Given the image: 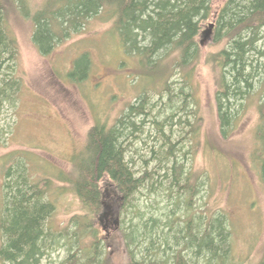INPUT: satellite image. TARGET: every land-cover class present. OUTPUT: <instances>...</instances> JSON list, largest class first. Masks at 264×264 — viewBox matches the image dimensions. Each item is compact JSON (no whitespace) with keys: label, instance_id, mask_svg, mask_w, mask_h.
<instances>
[{"label":"trees","instance_id":"obj_1","mask_svg":"<svg viewBox=\"0 0 264 264\" xmlns=\"http://www.w3.org/2000/svg\"><path fill=\"white\" fill-rule=\"evenodd\" d=\"M28 4L0 0V136L6 110L18 107L23 85L18 42L8 23L13 13L32 22V41L44 57L103 15L123 52L138 58V78L151 84L113 126H91L66 177L81 213L64 228L52 224V181L36 183L22 158L5 168L0 264H41L62 249V264H236L231 220L224 211L197 207L207 180L188 169L186 149L203 120L194 79L201 38L212 24L214 45L225 44L208 58L217 75L219 135L228 140L250 102L259 99L256 161L264 182V0H222L217 8V0H49L33 13ZM83 56L76 68L89 57ZM158 83L161 90L154 94ZM147 188L170 204L166 222L147 217L139 205ZM112 220L116 227L102 237Z\"/></svg>","mask_w":264,"mask_h":264},{"label":"rangeland","instance_id":"obj_2","mask_svg":"<svg viewBox=\"0 0 264 264\" xmlns=\"http://www.w3.org/2000/svg\"><path fill=\"white\" fill-rule=\"evenodd\" d=\"M48 1L29 0L27 10L33 13L45 7ZM221 1L217 0L216 8ZM8 23L18 42L23 85L18 107L8 108L2 119L0 192L5 168L22 158L36 183L46 179L52 181L48 197L56 205L52 224L59 230L81 213V203L69 190L66 177L74 169V159L88 143L87 133L91 126L97 123L113 126L151 81L138 78V58L123 52L111 29L112 23L103 15L94 18L82 34L75 35L45 57L34 46V27L29 19L13 13ZM201 39L204 41L203 52L194 84L200 105L199 116L203 120L196 138L189 140L188 137V148H185L188 169L207 180L201 193V204L197 207L204 205L211 214L224 211L231 220L236 264H260L264 258V182L256 161L259 155L256 131L260 123V101L250 102L239 121L240 127L224 142L219 135L214 99L217 75L208 58L220 52L225 44L214 45L211 35ZM84 54L89 57L76 68ZM88 59L90 70L83 68ZM160 86L156 84L158 90L153 91L154 94L161 90ZM156 192L144 189L138 203L147 212V217L160 216L166 222L170 204L166 206V201L162 202ZM1 199L0 193V204ZM158 203L160 210H155ZM204 208H200V212ZM182 212L179 207L176 216ZM113 222L104 224L108 228L102 229V237H108L109 231L116 227ZM65 258L64 249L57 250L41 264H62Z\"/></svg>","mask_w":264,"mask_h":264},{"label":"water","instance_id":"obj_3","mask_svg":"<svg viewBox=\"0 0 264 264\" xmlns=\"http://www.w3.org/2000/svg\"><path fill=\"white\" fill-rule=\"evenodd\" d=\"M209 27L210 28L208 29V31L204 33V38H208L214 29V26L212 24Z\"/></svg>","mask_w":264,"mask_h":264},{"label":"bare ground","instance_id":"obj_4","mask_svg":"<svg viewBox=\"0 0 264 264\" xmlns=\"http://www.w3.org/2000/svg\"><path fill=\"white\" fill-rule=\"evenodd\" d=\"M203 38H204V36H203ZM203 44H204V41H203Z\"/></svg>","mask_w":264,"mask_h":264}]
</instances>
